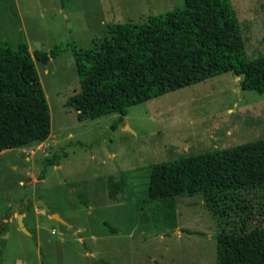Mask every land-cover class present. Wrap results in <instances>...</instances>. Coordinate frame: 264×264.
Returning <instances> with one entry per match:
<instances>
[{
    "label": "rangeland",
    "instance_id": "rangeland-1",
    "mask_svg": "<svg viewBox=\"0 0 264 264\" xmlns=\"http://www.w3.org/2000/svg\"><path fill=\"white\" fill-rule=\"evenodd\" d=\"M230 1L248 57L264 54V0ZM181 7L183 0H0V38L11 48L61 47L47 64L34 61L49 138L0 152V264H215L219 228L201 196L148 199L150 167L264 139V92L241 90L226 72L129 106L122 121L116 113L78 121L66 104L79 92L76 52L100 44L109 25L143 24ZM109 178L124 181L114 199ZM39 201L44 215L27 209ZM252 204L251 225L264 226V201ZM21 209L29 234L18 228ZM54 211L64 223L47 219Z\"/></svg>",
    "mask_w": 264,
    "mask_h": 264
},
{
    "label": "trees",
    "instance_id": "trees-1",
    "mask_svg": "<svg viewBox=\"0 0 264 264\" xmlns=\"http://www.w3.org/2000/svg\"><path fill=\"white\" fill-rule=\"evenodd\" d=\"M107 35L74 54L79 92L66 104L78 121L112 113L122 121L129 106L226 72L240 78L241 90L264 92V54L248 57L230 0H183L143 24L109 25ZM60 51L30 52L25 43L13 49L0 38V152L49 138L50 111L34 61L47 64ZM123 188L122 178H109L108 197ZM195 195L218 224L215 264H264V226L251 225L252 201H264V139L150 167L148 199Z\"/></svg>",
    "mask_w": 264,
    "mask_h": 264
},
{
    "label": "crops",
    "instance_id": "crops-1",
    "mask_svg": "<svg viewBox=\"0 0 264 264\" xmlns=\"http://www.w3.org/2000/svg\"><path fill=\"white\" fill-rule=\"evenodd\" d=\"M28 209H31L33 210L34 214L35 215H44L45 213L42 211V209L38 208L36 203L34 202V206L33 207H29ZM22 215V221L24 220L25 218V212H23ZM53 215H57L58 217L60 216V214L57 212V211H54V212H49L48 214H46L45 216L47 217L48 220H51L55 223H60L59 221L55 220L52 216ZM61 220L63 219L61 216L59 217ZM64 220V219H63ZM62 224V223H61ZM64 225V224H63ZM39 228L36 226L35 228V231L38 230ZM53 230V229H52ZM20 231V230H19ZM21 232V231H20Z\"/></svg>",
    "mask_w": 264,
    "mask_h": 264
},
{
    "label": "water",
    "instance_id": "water-1",
    "mask_svg": "<svg viewBox=\"0 0 264 264\" xmlns=\"http://www.w3.org/2000/svg\"><path fill=\"white\" fill-rule=\"evenodd\" d=\"M37 206H39V207H44V205L39 201L38 203H37ZM44 209L47 211V209H46V207H44ZM55 220H57V221H59V222H61V223H64L57 215H53L52 216ZM17 223H18V228H19V230L22 232V233H24V234H29L27 231H26V229H25V227H24V225H23V221H22V215L21 214H18L17 215Z\"/></svg>",
    "mask_w": 264,
    "mask_h": 264
},
{
    "label": "built area",
    "instance_id": "built-area-1",
    "mask_svg": "<svg viewBox=\"0 0 264 264\" xmlns=\"http://www.w3.org/2000/svg\"><path fill=\"white\" fill-rule=\"evenodd\" d=\"M54 231H52V233H53Z\"/></svg>",
    "mask_w": 264,
    "mask_h": 264
}]
</instances>
